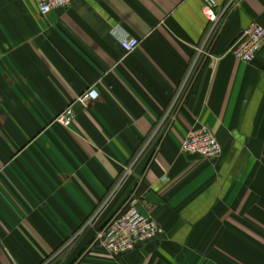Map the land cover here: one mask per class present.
Listing matches in <instances>:
<instances>
[{"label": "crops", "instance_id": "0c3cea01", "mask_svg": "<svg viewBox=\"0 0 264 264\" xmlns=\"http://www.w3.org/2000/svg\"><path fill=\"white\" fill-rule=\"evenodd\" d=\"M216 2L206 39L203 0H72L45 16L0 0V264H264V44L250 63L227 52L264 28V0ZM203 127L218 158L181 151ZM131 195L162 233L122 256L91 247Z\"/></svg>", "mask_w": 264, "mask_h": 264}, {"label": "built area", "instance_id": "2783aa9c", "mask_svg": "<svg viewBox=\"0 0 264 264\" xmlns=\"http://www.w3.org/2000/svg\"><path fill=\"white\" fill-rule=\"evenodd\" d=\"M38 10L45 16L52 10L67 8L72 0H35ZM225 9V8H224ZM220 8L216 0H203L202 12L210 23L206 39L212 35L225 10ZM122 49L128 53L139 45V40L118 27L114 31ZM264 44V28L256 22L244 27L237 40L227 49V52L238 60L252 62ZM98 92L94 88L84 91L77 100L86 105L94 101ZM75 118L74 111L69 106L59 113L55 121L68 128ZM185 154H196L205 158H218L222 152L221 145L214 134L203 127L189 132L181 145ZM163 229L158 223L145 216L138 207V198L127 197L123 207L102 226L95 234L91 247L101 250L108 256H122L130 253L137 245L153 240Z\"/></svg>", "mask_w": 264, "mask_h": 264}, {"label": "rangeland", "instance_id": "374dc122", "mask_svg": "<svg viewBox=\"0 0 264 264\" xmlns=\"http://www.w3.org/2000/svg\"><path fill=\"white\" fill-rule=\"evenodd\" d=\"M70 251H72V250H66L65 252L68 254ZM65 252H64V253H65ZM80 253H81V252H80Z\"/></svg>", "mask_w": 264, "mask_h": 264}, {"label": "trees", "instance_id": "16d2710c", "mask_svg": "<svg viewBox=\"0 0 264 264\" xmlns=\"http://www.w3.org/2000/svg\"><path fill=\"white\" fill-rule=\"evenodd\" d=\"M104 225V224H103ZM101 229V228H100ZM81 232V231H80Z\"/></svg>", "mask_w": 264, "mask_h": 264}]
</instances>
